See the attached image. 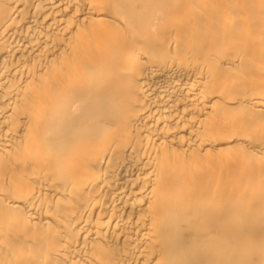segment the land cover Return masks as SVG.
<instances>
[{
    "label": "bare ground",
    "instance_id": "bare-ground-1",
    "mask_svg": "<svg viewBox=\"0 0 264 264\" xmlns=\"http://www.w3.org/2000/svg\"><path fill=\"white\" fill-rule=\"evenodd\" d=\"M0 264H264V0H0Z\"/></svg>",
    "mask_w": 264,
    "mask_h": 264
}]
</instances>
